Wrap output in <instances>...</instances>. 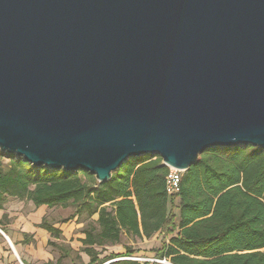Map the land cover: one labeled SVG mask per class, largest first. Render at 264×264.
<instances>
[{
    "label": "water",
    "instance_id": "1",
    "mask_svg": "<svg viewBox=\"0 0 264 264\" xmlns=\"http://www.w3.org/2000/svg\"><path fill=\"white\" fill-rule=\"evenodd\" d=\"M238 145L264 150V0H0L1 153L104 183Z\"/></svg>",
    "mask_w": 264,
    "mask_h": 264
},
{
    "label": "trees",
    "instance_id": "2",
    "mask_svg": "<svg viewBox=\"0 0 264 264\" xmlns=\"http://www.w3.org/2000/svg\"><path fill=\"white\" fill-rule=\"evenodd\" d=\"M167 172L158 155H145L130 158L109 181L98 183L85 171L37 168L0 152V210L13 198L35 208L70 203L73 216L96 215L97 231L84 230L80 240L88 264L122 258L98 259L105 247L120 245L122 236L142 241L155 235L163 240L154 259L165 264H264V150H205L182 174L180 192L172 198L164 188ZM37 227L54 238L60 234L44 221ZM123 249L125 255L135 253Z\"/></svg>",
    "mask_w": 264,
    "mask_h": 264
},
{
    "label": "rangeland",
    "instance_id": "3",
    "mask_svg": "<svg viewBox=\"0 0 264 264\" xmlns=\"http://www.w3.org/2000/svg\"><path fill=\"white\" fill-rule=\"evenodd\" d=\"M3 162L7 163L8 160L3 159ZM33 208H34L33 204L26 199L6 198L2 206V212L5 215V217L1 218L0 224L2 226L7 225L6 228H8V226L10 224H13L15 221V219L12 217L13 215H29V213L33 210ZM42 210H44V215L40 224L44 221L49 226H52L60 231V234L57 237L55 238L52 236L49 237L47 241V245L45 247V250L51 255L52 263L53 264L55 263L83 264L82 258L85 255L84 253L81 252L82 245L80 243V240L84 238L83 235L84 230H88L90 227H93L97 231V226L95 225V220L97 218L96 215L89 216L86 212H83L78 216L75 215L73 216L75 212V206L70 203L63 207L62 206H56L52 208L42 207ZM173 212L177 214V210H173ZM38 225H36L35 227L38 228L37 227ZM1 229L2 227H0V231ZM4 231H5L4 235H6L10 239V234H8L5 229ZM167 239H165V242L167 241ZM29 240L32 241L31 239ZM162 240H163L162 235H158L157 238L153 236L149 241H146L145 244L140 246L137 244V240H133L128 236H122L119 245L122 247V254L119 255L122 256V258L114 259V257H112L113 259L103 264H114L120 261L136 262V264L157 263V260L154 259L155 256L154 252L155 250H158L160 248ZM48 242L51 245H48ZM35 244H33V247H35L34 246ZM13 246L15 247L18 253L19 261L22 264L23 263L26 264V262H24L22 255L18 252L16 246L14 244ZM123 247H126L130 251L135 253H133L132 255H125V250L123 249ZM108 248L110 247H105L104 252H107ZM97 251L99 252L100 250L98 249ZM104 252L99 254L98 257L104 255L103 254ZM110 255H115V254H110ZM43 263L44 262L40 261V262H35L34 264H43ZM0 264H20L18 260L13 256L11 250L8 247V244L1 235H0ZM157 264H161V263H157Z\"/></svg>",
    "mask_w": 264,
    "mask_h": 264
},
{
    "label": "crops",
    "instance_id": "4",
    "mask_svg": "<svg viewBox=\"0 0 264 264\" xmlns=\"http://www.w3.org/2000/svg\"><path fill=\"white\" fill-rule=\"evenodd\" d=\"M43 215H44V210H42V207L39 208L34 207L33 210L29 213V215H13L12 217L15 219V221L13 224H10L8 228H6L7 225L2 226L0 224V227H2L3 230L5 229L6 232L10 234L11 240L6 235L5 236L8 238L11 244L13 243L16 246L18 252L22 255L24 262H26V264H34L35 262H40V261L44 262L43 264H46L48 262L52 263V258L50 253H48L45 250L47 241L51 236L46 231L35 227L36 225L40 224ZM3 217H5V215L3 214L2 210H0V220ZM3 234L5 233L3 232ZM157 237L158 235H155V238ZM29 239H31L32 241H30ZM149 240H143V241L137 240V244L142 246L143 244L146 243V241ZM24 242H27V244H24ZM33 244H35L34 245L35 247H33ZM13 248L18 257V253L14 246ZM103 254L104 255L99 256L98 259H103L105 257H108L110 254L120 255L122 254V247L119 245L118 247L117 246L110 247L108 248L107 252H104ZM13 256L16 258L14 254ZM82 263L83 264L89 263V258L86 255L83 256Z\"/></svg>",
    "mask_w": 264,
    "mask_h": 264
},
{
    "label": "built area",
    "instance_id": "5",
    "mask_svg": "<svg viewBox=\"0 0 264 264\" xmlns=\"http://www.w3.org/2000/svg\"><path fill=\"white\" fill-rule=\"evenodd\" d=\"M183 173L184 172L180 170L168 168V172L165 176V186H164L167 197L172 198L179 194L180 182ZM157 263L165 264L164 261H157Z\"/></svg>",
    "mask_w": 264,
    "mask_h": 264
},
{
    "label": "bare ground",
    "instance_id": "6",
    "mask_svg": "<svg viewBox=\"0 0 264 264\" xmlns=\"http://www.w3.org/2000/svg\"><path fill=\"white\" fill-rule=\"evenodd\" d=\"M6 237V236H5ZM7 238V237H6ZM8 239V238H7ZM5 240V239H4ZM6 242H7V244H8V246H9V248H10V250H11V252L16 256V259L18 260V262H19V258L17 257V255H16V253H15V250H14V248H13V246H12V244L10 243V241L9 240H5ZM19 263H21V262H19Z\"/></svg>",
    "mask_w": 264,
    "mask_h": 264
}]
</instances>
